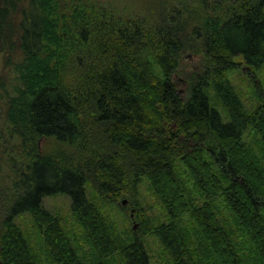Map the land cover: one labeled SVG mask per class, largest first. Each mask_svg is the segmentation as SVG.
Returning <instances> with one entry per match:
<instances>
[{
	"label": "trees",
	"instance_id": "trees-1",
	"mask_svg": "<svg viewBox=\"0 0 264 264\" xmlns=\"http://www.w3.org/2000/svg\"><path fill=\"white\" fill-rule=\"evenodd\" d=\"M186 50L204 60L182 96L174 73ZM0 53L19 75L5 106L9 130L29 151L11 184L0 176V264H42L17 221L23 213L54 264H151L149 233L173 264H264V0H147L124 15L83 2L66 11L62 0H0ZM243 66L262 100L251 109L228 75ZM251 129L256 145L245 139ZM41 136L56 149L41 154ZM183 166L201 203L187 193ZM142 176L169 220L153 224L141 210V229L123 241L87 186L135 204ZM60 193L87 233L91 261L45 205ZM222 195L232 221L215 210Z\"/></svg>",
	"mask_w": 264,
	"mask_h": 264
},
{
	"label": "rangeland",
	"instance_id": "rangeland-1",
	"mask_svg": "<svg viewBox=\"0 0 264 264\" xmlns=\"http://www.w3.org/2000/svg\"><path fill=\"white\" fill-rule=\"evenodd\" d=\"M82 2L95 4L98 9H108L109 12L113 11L116 15H124L129 13L130 10L134 12L141 11L142 6L147 0H62V8L68 11L77 3L81 4ZM19 59L20 57H16L14 62L17 63ZM203 60V53L195 54L192 51L186 50L180 55L178 71L174 73V79L176 80L178 91L182 96L188 95L190 84L188 78L193 72L201 69ZM8 61L9 58L0 53V176H7V182L11 184L14 178L13 168L22 167L25 164L23 161H26L25 155L29 151L25 150L26 147L19 136L11 135L9 123L6 119L5 106L7 99L9 96L15 94V88L19 83L18 72L14 69L12 62ZM156 62L153 57L152 65L156 71H160V66ZM228 75L249 109L259 105L262 100L255 93V89L252 86L253 82L251 78L254 75L250 70L243 66L242 71L240 69H231ZM211 96L214 104L222 111L224 116H227V112L216 97V94L212 93ZM257 138L258 136H255L252 129L245 136V139L254 145H256L254 140H257ZM37 145L41 154H47L54 151L58 144L54 137L41 136L37 140ZM183 169H181V176L191 201L196 204L201 203L202 197L197 193L192 180L188 177L189 175L184 172V166ZM87 190L90 201L96 204L102 215L123 241L132 240L135 233L141 229V219L138 216L141 210L146 213L144 215L148 216L153 224L158 225L169 220L164 205L156 195L146 176H142L139 182L135 204L128 196H121L117 202L107 200L90 184H88ZM213 204L222 219L232 221V217L230 216L231 209L223 195L218 196ZM45 205L53 214H57L61 218L66 230L78 247L83 260L91 261L93 259L92 248L86 231L79 224L75 214L71 210L70 198L62 193L51 195L45 198ZM17 221L26 232L31 247H33L41 263L54 264L47 254L43 238L32 216L29 213H23L17 217ZM190 222L193 223L190 214H186L181 220L182 226L185 229L191 226ZM143 240L149 253L151 264H173L163 245L153 233L145 235Z\"/></svg>",
	"mask_w": 264,
	"mask_h": 264
}]
</instances>
